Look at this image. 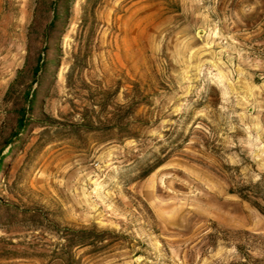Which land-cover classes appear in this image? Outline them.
I'll return each mask as SVG.
<instances>
[{
	"label": "rangeland",
	"instance_id": "rangeland-1",
	"mask_svg": "<svg viewBox=\"0 0 264 264\" xmlns=\"http://www.w3.org/2000/svg\"><path fill=\"white\" fill-rule=\"evenodd\" d=\"M0 132V264H264V0H0Z\"/></svg>",
	"mask_w": 264,
	"mask_h": 264
},
{
	"label": "trees",
	"instance_id": "trees-1",
	"mask_svg": "<svg viewBox=\"0 0 264 264\" xmlns=\"http://www.w3.org/2000/svg\"><path fill=\"white\" fill-rule=\"evenodd\" d=\"M58 18H59V13H58L57 9H55V13L52 17V20L46 26L45 29L48 30L50 27L54 26L56 21L58 20ZM35 24H36V21L33 22L32 28L34 27ZM40 67H41V65L38 63L34 69V72L36 73ZM13 86H14V84H13ZM11 92H12V88L7 94V99L11 95ZM33 106H34V99L31 98L28 100L27 109L30 110L33 108ZM30 124H31V121H29L25 115H22L18 119V128H17V131L14 133L15 138H17V139H15L16 142H18L20 140V137H18L20 132L24 133ZM0 134H1V132H0ZM2 162H3V158L0 161V166H1ZM161 164L162 163L159 162V163H156L155 165H153L150 169H148V171L145 175L152 173ZM260 187H261V183L257 182V183L250 184V185L240 186L237 189H235L233 192L237 193L244 200H247L248 202H250L262 214H264V194L260 190ZM65 230L67 231V233H66L64 238H66V240H67V245L65 247L66 250H64L62 255H61V258L63 260H67L68 257H71V251H70L71 248H73L75 246H86V245L95 244L96 241L104 239L105 236L109 234L107 232L98 233L94 230H84V229H78V230L65 229Z\"/></svg>",
	"mask_w": 264,
	"mask_h": 264
}]
</instances>
